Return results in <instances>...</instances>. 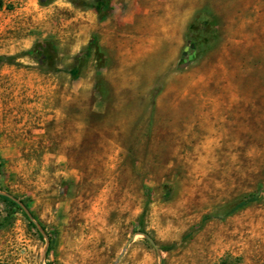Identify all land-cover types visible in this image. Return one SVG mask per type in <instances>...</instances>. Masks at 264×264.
<instances>
[{"label": "rangeland", "instance_id": "1", "mask_svg": "<svg viewBox=\"0 0 264 264\" xmlns=\"http://www.w3.org/2000/svg\"><path fill=\"white\" fill-rule=\"evenodd\" d=\"M0 195L3 264H264V0H0Z\"/></svg>", "mask_w": 264, "mask_h": 264}, {"label": "trees", "instance_id": "2", "mask_svg": "<svg viewBox=\"0 0 264 264\" xmlns=\"http://www.w3.org/2000/svg\"><path fill=\"white\" fill-rule=\"evenodd\" d=\"M191 27V26H190ZM0 197L1 198H3V199H6V200H8V198L7 197H5V196H3V195H0ZM9 201V200H8ZM0 264H3V263H0Z\"/></svg>", "mask_w": 264, "mask_h": 264}, {"label": "water", "instance_id": "3", "mask_svg": "<svg viewBox=\"0 0 264 264\" xmlns=\"http://www.w3.org/2000/svg\"><path fill=\"white\" fill-rule=\"evenodd\" d=\"M133 234L131 235V237L126 241L124 247L127 245V243L129 242V240L132 238Z\"/></svg>", "mask_w": 264, "mask_h": 264}]
</instances>
